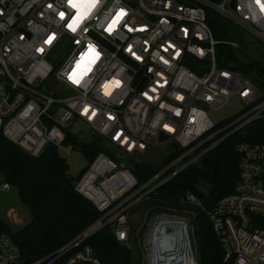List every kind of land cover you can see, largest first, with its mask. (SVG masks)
I'll list each match as a JSON object with an SVG mask.
<instances>
[{
    "label": "built area",
    "instance_id": "obj_1",
    "mask_svg": "<svg viewBox=\"0 0 264 264\" xmlns=\"http://www.w3.org/2000/svg\"><path fill=\"white\" fill-rule=\"evenodd\" d=\"M231 2L95 0L92 6L91 0H0V132L38 157L52 145L59 151L73 147L65 140L68 133L80 135L71 127L79 119L133 157L126 163L104 148L77 178L75 190L102 213L95 222L32 262L1 232L0 264H104L88 243L95 232L111 226L126 245L135 206L264 116L260 79L220 64L219 46L239 44L217 39L207 21L208 11L217 12L264 44V0ZM53 54L59 58L52 63ZM49 78L60 82L66 95L44 92ZM233 96L244 102L243 110L212 132L217 123L205 106L219 109ZM168 143L181 154L139 184L132 167L152 145ZM237 149L238 183L208 215L226 260L264 264V143L241 142ZM11 187L4 181L0 192ZM181 203L200 205L192 191ZM163 221L173 223L163 218L156 229ZM148 251L146 264H164L161 247L153 243Z\"/></svg>",
    "mask_w": 264,
    "mask_h": 264
},
{
    "label": "trees",
    "instance_id": "obj_2",
    "mask_svg": "<svg viewBox=\"0 0 264 264\" xmlns=\"http://www.w3.org/2000/svg\"><path fill=\"white\" fill-rule=\"evenodd\" d=\"M207 21L217 39L227 37L228 21L223 16L208 11ZM219 51L220 64L234 66L246 75L255 74L256 79L264 81V66L260 61L242 59L234 48L227 45H220ZM237 115L217 123L212 132L231 122ZM85 140L80 135L68 133L65 143L80 146L92 162L94 156L105 149L94 139ZM241 142L264 143V116L224 138L202 155L198 162L176 173L151 192L145 202L159 205L161 211L166 210L165 207L194 209V227L202 245V264H233L231 259H225L224 248L213 229L208 211L233 192L238 183L240 153L237 147ZM181 152L177 148L165 158L164 165ZM159 169L142 161L131 170L139 184H142ZM0 173L5 181L18 190L21 201L31 211V221L14 231L4 219H0V233L8 232L12 236L21 250L22 258L27 262L52 253L102 215L92 201L75 190L76 181L69 176L66 160L57 146H49L35 157L21 150L0 132ZM201 186L207 189L203 190ZM188 191L195 193L200 205L181 203ZM140 207L135 206L131 213ZM88 243L104 264H133L131 251L117 240L111 226L95 232Z\"/></svg>",
    "mask_w": 264,
    "mask_h": 264
},
{
    "label": "rangeland",
    "instance_id": "obj_3",
    "mask_svg": "<svg viewBox=\"0 0 264 264\" xmlns=\"http://www.w3.org/2000/svg\"><path fill=\"white\" fill-rule=\"evenodd\" d=\"M225 39L239 44V47L234 49V51L240 58L258 60L264 66V44L252 33L230 20L228 21V35ZM57 55L53 54L49 56L48 61L52 63L57 61L59 58ZM43 89L47 93L56 91L57 93L66 95L63 85L51 78L45 82ZM243 107L244 102L239 97L233 96L225 106L219 109L209 106H205V109L212 120L215 123H219L239 114L243 110ZM71 127L74 132L81 135L80 138L90 141V136L94 130L89 124L75 119L71 122ZM175 150L176 146L174 143L152 145L144 157V162L151 167L162 168L165 158L170 156ZM60 154L66 160L69 176L75 182L79 174L90 164L89 158L80 146L76 147L74 145L73 147L60 149ZM132 158L131 155H126L121 160L130 163ZM4 181L5 179L0 173V186ZM201 187H203V190L207 189L205 186ZM146 201H148V198L142 204L140 203L141 207L134 213H131L128 219L130 233L125 246L132 253V263L146 264L145 257L149 254L148 249L153 243L158 246V249L162 247V241L157 238L155 229L161 219L169 218L177 223V226H180L177 228L183 234V243L187 254L186 258L191 260L190 264H202V245L194 227V209H170L171 207H165L166 210L161 211L159 210V205L145 204ZM31 218L30 209L21 201L18 190L15 187L0 192V219H4L13 231L30 222ZM156 231L158 230L156 229ZM180 262L179 264H184V261ZM186 262L185 260V264Z\"/></svg>",
    "mask_w": 264,
    "mask_h": 264
},
{
    "label": "bare ground",
    "instance_id": "obj_4",
    "mask_svg": "<svg viewBox=\"0 0 264 264\" xmlns=\"http://www.w3.org/2000/svg\"><path fill=\"white\" fill-rule=\"evenodd\" d=\"M173 223L163 221L157 227V230L160 229L157 233V238L162 241L161 248L163 251V260L165 261L164 264H174V262L175 264H179L181 263L180 261H184L183 263L185 264V260L187 261L186 264H190L191 260L186 258L187 254L183 243V234H181L180 229L177 228L180 226H177V223L175 222ZM164 225L166 226L165 233H161V229ZM167 229H171V232L168 233ZM172 257L175 258L173 259Z\"/></svg>",
    "mask_w": 264,
    "mask_h": 264
},
{
    "label": "water",
    "instance_id": "obj_5",
    "mask_svg": "<svg viewBox=\"0 0 264 264\" xmlns=\"http://www.w3.org/2000/svg\"><path fill=\"white\" fill-rule=\"evenodd\" d=\"M234 5V0L231 2V6ZM257 82L264 87V82L261 80H257ZM93 139H95L98 143H100L107 151L112 153L113 155L117 156L120 159H123L125 156L123 153L119 152L117 149H115L112 145H110L108 142H106L102 137L97 135L96 133H92ZM168 232L171 231V229H167Z\"/></svg>",
    "mask_w": 264,
    "mask_h": 264
},
{
    "label": "snow or ice",
    "instance_id": "obj_6",
    "mask_svg": "<svg viewBox=\"0 0 264 264\" xmlns=\"http://www.w3.org/2000/svg\"><path fill=\"white\" fill-rule=\"evenodd\" d=\"M257 2H259V0H257ZM94 3H95V0H91V5H92V6H94ZM78 6H79V5H78L77 3H75V2L72 3V7L76 8V7H78ZM262 7H264V6H262ZM73 30H75V29H73Z\"/></svg>",
    "mask_w": 264,
    "mask_h": 264
}]
</instances>
